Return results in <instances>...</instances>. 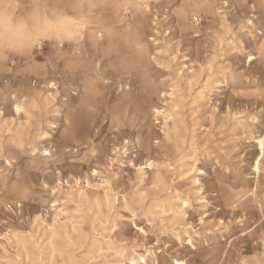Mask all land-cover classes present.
Wrapping results in <instances>:
<instances>
[{
	"label": "rangeland",
	"instance_id": "374dc122",
	"mask_svg": "<svg viewBox=\"0 0 264 264\" xmlns=\"http://www.w3.org/2000/svg\"><path fill=\"white\" fill-rule=\"evenodd\" d=\"M258 1L239 0L223 7L229 31L217 37L205 31L208 20L203 17L198 36L180 28L173 15L179 0L153 1L151 16L143 14L141 26L136 30L148 52L155 50V58L147 62L144 69L146 84H143L146 78L138 70H121L113 53L87 56L89 62L83 71L68 65L0 71V128L3 125L14 130L19 123L24 124L23 116H14L12 97L30 100L33 96H44L49 102L46 114L33 111L25 128V146L9 144L3 148L6 156L0 157V205L12 203L18 197L14 187L25 183L27 195L41 208L46 207L50 201L32 190L33 184L42 180L55 183L61 177H82L85 155L91 156L92 151L102 153L115 140L122 142L125 134L130 138L133 132L139 133L140 151L155 161L160 170L166 173L165 166L169 171L176 168L175 146L169 130L172 119L155 116V108L164 115L171 112L175 114L173 119L180 120L184 137L181 140L187 145L193 138V148L205 171L203 176L195 174L201 184L197 186L191 182L185 194L199 187L214 205L223 201L239 206L250 201L248 190L255 183V177L264 172V154L261 156L258 144V139L264 140V7ZM247 19L251 23L246 22ZM131 27L136 26L131 24ZM150 35H155L158 43H149ZM249 55L255 57L251 64L246 63ZM94 64L98 66L97 79H93ZM191 74L193 78L188 77ZM91 80L94 90L90 97L92 122L87 130L71 138L67 129L82 102L88 99L86 87ZM161 92L167 93L165 103L159 102ZM120 106L125 110V117L119 122L126 128L116 133L113 131L117 122L115 110ZM105 121L109 124L108 131L102 142L95 143ZM58 129L60 134L57 136ZM41 133L46 135L32 140L36 145L32 152L28 140ZM166 133H170L169 139ZM9 136L11 133H4V143ZM158 136L166 146L159 150L154 144ZM177 146H181V141ZM43 150L51 156H44ZM257 157L260 160L258 171L253 168ZM77 187L82 185L77 183ZM105 187V181L101 180L99 184H93L91 191L103 194ZM78 194L86 201L89 199L86 192ZM193 195L198 192L194 191ZM213 213L216 214L215 209ZM72 215L78 216L80 212L61 211L53 217L48 229L54 222L72 225ZM248 215L251 217L252 213ZM60 216L65 219L61 220ZM6 218L8 213L0 207V220ZM30 219L25 210L24 225L29 230L10 228L11 238L17 243L23 240L30 249L29 256L35 254L40 264L45 261L50 264L49 248H41L31 230L39 217L32 219L31 224ZM44 235L48 245V231ZM71 237L66 241V251L75 249L79 242L75 240L73 245L74 237Z\"/></svg>",
	"mask_w": 264,
	"mask_h": 264
},
{
	"label": "clouds",
	"instance_id": "9594fccd",
	"mask_svg": "<svg viewBox=\"0 0 264 264\" xmlns=\"http://www.w3.org/2000/svg\"><path fill=\"white\" fill-rule=\"evenodd\" d=\"M152 3L153 0H0V71L70 65L77 51L81 57L90 51L102 55L104 49L114 45L109 28L113 34L130 38L127 23L120 21L137 14L151 16ZM148 42L158 43V38L150 35ZM120 54L116 45L113 55L119 59ZM153 58L155 50L149 51L144 60L151 62ZM254 59L249 55L246 63ZM166 96L161 92L159 102L165 103ZM108 127L105 121L95 143L102 142ZM124 128L126 125L117 121L113 131L120 133ZM59 134L58 129L56 135ZM138 135L133 132L129 138L125 134L122 142L115 140L108 150L85 155L80 178L61 177L55 183L42 180L33 184L32 190L50 201L46 207L41 208L27 194L7 206L0 205L8 213V218L0 220V264H40L35 254L26 258L9 231L29 230L24 225L25 210L31 218L29 224L39 217L31 230L43 249L48 248L44 234L53 217L61 211H80L71 219L78 227V244L68 251L60 245L52 253L53 264H264V172L255 177L248 190L250 201L239 206L223 201L214 205L203 188L185 194L191 184L190 170H160L140 151ZM154 144L157 150L166 147L159 136ZM43 155L51 153L45 150ZM191 168L197 169V175H205L199 160L193 161ZM158 171L166 187L156 183ZM101 180L106 183L104 193L91 191L93 184ZM77 183L82 187L78 188ZM196 184L199 186L201 181L197 179ZM81 191L87 193V201L78 198ZM194 191L198 195H193ZM222 212L227 215H220Z\"/></svg>",
	"mask_w": 264,
	"mask_h": 264
},
{
	"label": "bare ground",
	"instance_id": "6f19581e",
	"mask_svg": "<svg viewBox=\"0 0 264 264\" xmlns=\"http://www.w3.org/2000/svg\"><path fill=\"white\" fill-rule=\"evenodd\" d=\"M158 1V0H153ZM237 2L239 0H211L209 2H204L203 0H179V3L177 4V7L174 8L173 15L176 18L177 25L184 29L189 31L192 35L198 36L201 31L199 30L198 26H195L192 21V16H200L201 18H206L208 20V23L205 27V31L209 32L212 37H217L220 33L226 34L229 31V25L227 24V21L224 16V11L222 10L223 7L229 6V4H233L234 2ZM264 7V0H259ZM143 17V14H137L135 16H132L127 21L121 20L120 23L124 24L127 23L130 38H124L121 37L119 34H113L111 32V28H109V36L110 38H114V45L107 47L103 50V56H109L113 53V49L116 45H119L121 54L120 58L117 60V65L120 66L121 70L129 71L131 69H136L139 72L142 73L143 77L146 78L145 81H143V84H146L147 77L144 72V69L146 67L147 61L144 60V57L148 54V49L145 43L141 40V38L138 36V33L136 32L137 29L141 26V19ZM131 20V22H130ZM246 22H249V19L246 20ZM131 24L136 26L134 29H132ZM98 55V53L89 52V54L81 57L79 52L77 51L76 55L72 58V62L70 65H68L70 68L73 69H79L83 71L84 69H87V64L89 62L88 57H92ZM101 55V54H100ZM88 56V57H87ZM98 66L94 64L93 70V79L99 78L98 74ZM177 72V71H176ZM179 77V76H178ZM189 78H193L194 76L188 75ZM92 80L88 83L86 90H88V99L84 100L80 106V109L77 113V116L73 119V121L69 124L68 127V136L71 138H74V135L78 133H83L89 125L92 122V111H93V103L91 100V96L94 94V90L92 87ZM173 93L170 94L172 96ZM14 99V105H13V113L14 116L19 118L20 116H23L24 124L19 123L18 127L14 130L11 128L4 127L3 125L0 128V157L5 158L4 153V146L7 147L9 144H11L12 147H21L23 148L25 145L24 139L27 136V132L25 130L26 127H28L31 118L33 117V111L37 113H43L46 114L47 112V106L49 104L48 98L44 96H33L30 98V100H19L16 97H12ZM19 109V110H18ZM153 112L155 116H162L164 119H172L171 121V127L169 130H171L172 134H170L171 138L174 141L175 146V163L176 168L178 169H188L190 170V178L192 184H196V176L197 173L196 168H191V164L193 161L198 160L196 156L195 149L193 148L194 143L191 141L193 138L191 137L190 142L185 145L183 144V128L181 127V122L178 119H173L175 114L173 113H166L164 115V112L158 109H153ZM44 116V115H43ZM115 117L117 121L122 120L125 117V110L122 109V107H118L115 110ZM45 119V118H44ZM46 122V121H45ZM40 130V129H39ZM11 133V136H9V139L6 143H4L3 135L4 133ZM169 134L166 133V137L169 139ZM45 133L41 134H34L31 136L29 141V147L30 150L33 152L36 148V145L33 143L32 140H35L37 138H44ZM182 139V140H181ZM178 141H181V146L178 147ZM264 142L263 139H258L259 144V150L261 156L264 154ZM45 150H43L44 152ZM151 159V158H149ZM152 160V159H151ZM153 161V160H152ZM153 163L159 168V166L153 161ZM254 170L258 171L260 166V160L257 157L256 161L254 162ZM168 166H165V171H169L167 169ZM156 183L159 184L161 187H165L164 184V178L158 171L156 174ZM27 186L25 183L19 184L14 187V191L18 196L27 194ZM82 197V195L78 194V198ZM97 207H100V201L97 200ZM104 207H107V197H105L104 200ZM80 211H77L79 213ZM69 227H71V232H69ZM48 231V248L50 252V264H53L54 257L52 255L53 252H55L60 245H63L65 251L67 248L66 241H70L72 239L71 236L75 237L73 241V245H75V240L78 241L80 237L77 235L78 233V227L74 224L67 226L65 224H60L59 222H54ZM78 243V242H77ZM19 246L24 250L25 256L28 257L30 253V249L26 247L23 240L18 241Z\"/></svg>",
	"mask_w": 264,
	"mask_h": 264
},
{
	"label": "built area",
	"instance_id": "2783aa9c",
	"mask_svg": "<svg viewBox=\"0 0 264 264\" xmlns=\"http://www.w3.org/2000/svg\"><path fill=\"white\" fill-rule=\"evenodd\" d=\"M203 1L209 2L211 0H203ZM191 21L195 26H198V27H200L204 22V20L200 16H195V15L191 17Z\"/></svg>",
	"mask_w": 264,
	"mask_h": 264
},
{
	"label": "snow or ice",
	"instance_id": "6c2138e0",
	"mask_svg": "<svg viewBox=\"0 0 264 264\" xmlns=\"http://www.w3.org/2000/svg\"><path fill=\"white\" fill-rule=\"evenodd\" d=\"M54 86V85H53ZM19 110V109H18ZM262 143H264V142H262Z\"/></svg>",
	"mask_w": 264,
	"mask_h": 264
}]
</instances>
